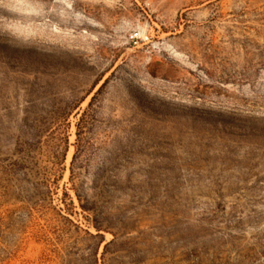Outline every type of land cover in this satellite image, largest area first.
<instances>
[{
  "label": "rangeland",
  "instance_id": "1",
  "mask_svg": "<svg viewBox=\"0 0 264 264\" xmlns=\"http://www.w3.org/2000/svg\"><path fill=\"white\" fill-rule=\"evenodd\" d=\"M0 264H264V0H0Z\"/></svg>",
  "mask_w": 264,
  "mask_h": 264
},
{
  "label": "built area",
  "instance_id": "2",
  "mask_svg": "<svg viewBox=\"0 0 264 264\" xmlns=\"http://www.w3.org/2000/svg\"><path fill=\"white\" fill-rule=\"evenodd\" d=\"M130 42L133 47H138L140 45L141 39L138 37V34H134L130 36Z\"/></svg>",
  "mask_w": 264,
  "mask_h": 264
}]
</instances>
